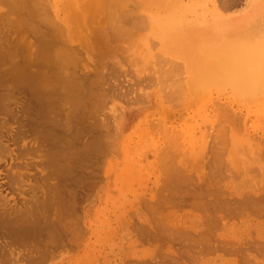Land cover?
<instances>
[{"label":"rangeland","instance_id":"obj_1","mask_svg":"<svg viewBox=\"0 0 264 264\" xmlns=\"http://www.w3.org/2000/svg\"><path fill=\"white\" fill-rule=\"evenodd\" d=\"M225 1L0 0V264H264V88L193 92L150 34Z\"/></svg>","mask_w":264,"mask_h":264},{"label":"bare ground","instance_id":"obj_2","mask_svg":"<svg viewBox=\"0 0 264 264\" xmlns=\"http://www.w3.org/2000/svg\"><path fill=\"white\" fill-rule=\"evenodd\" d=\"M77 2H78V0H63V3H65L67 5V8H69L67 10L68 12H72V10L77 6V4H76ZM224 2H226V1L224 0ZM244 5H246L245 10L234 13V14H222L217 9V7H215L217 5H215L212 8H210L209 10H207V8H206V9H203V11H201L199 14L194 15L192 17L193 19L190 20L189 23H185V19H186L185 17L181 16V18L178 19L175 17V15L173 13L172 14H169V13L166 14L167 12H165V15H161L159 17H156L154 15H150V14L148 15L150 34H152V36H154L155 38L158 39L159 44L161 45V48L164 51L171 52L174 57L181 60V62L183 63V66L185 68V71L189 74L190 81L188 83V88L191 91L196 92L200 89H203L205 86H213V85L221 86V85H223V86H227V87L231 88L233 91H235L236 93H238L240 95H245L248 97H256V96L262 94V91L264 88V83L262 80L263 76H264V69H263V66H264V0H245ZM223 7H227V5H223ZM191 12H193V11H191ZM64 35H66V34H64ZM64 37L65 36H63V38ZM1 46H0V48H1ZM59 52H61V51H59ZM134 116H136V112L130 111L128 113L127 120H125L126 123L123 122L124 124L122 127H125L126 124L129 123ZM231 118H232V116H231ZM211 119H212V117H211ZM237 119H239L238 121L241 122V120H240L241 118H237ZM236 120H234V121H236ZM139 121L140 120H138V122ZM136 124H135V126H136ZM229 124H230V122H228V126H229ZM234 124H236V123H234ZM131 126H132V124H131ZM232 127H233V124H232ZM238 127H240V126H238ZM220 128L221 127L219 126V129H218L219 131H220ZM221 130H222V128H221ZM213 136L216 137L217 134H216V136L213 134L212 137L210 135V137H211L210 140H212ZM173 137H172V139H173ZM166 138H167V136H166ZM216 138L218 139L221 137H216ZM111 139H112V137H111ZM214 140L216 141V139H214ZM241 140L243 141L242 138H241ZM204 141L206 143L205 139H204ZM219 141H220V139H219ZM235 141H237V140H235ZM173 142H174V140H173ZM194 143H195V139H194ZM221 143H222V140H221ZM240 144H242L241 141H240ZM217 145L220 146V143ZM221 145H225V143H223ZM166 146L168 148V145H166ZM195 146L198 147L197 145H195ZM243 146L245 147L247 145H243ZM248 146H249V148H251L250 145H248ZM209 147H210V149L213 148L211 145ZM222 147L223 146H221V148ZM226 147L227 146H225V149H226ZM221 148H218V150H215V149H217V148H215L214 150L217 152ZM225 149H224V151H225ZM219 152H221V151H219ZM191 153L194 154L195 151L191 152ZM197 154H198V152H197ZM244 154L246 155L245 152H244ZM207 155L209 156V154H207ZM194 156L198 157L196 155H194ZM222 157L225 158V156H222ZM230 161H231V159H230ZM177 171L178 170H176V172ZM176 176L179 177L181 175H176ZM174 177H175V174H174ZM169 178H170V176H169ZM168 184H170V183H168ZM162 191L163 190H161V192ZM155 199L157 200V198H155ZM6 214H5V217H6ZM68 226H69V224H68ZM78 241H81V240H78ZM77 247L80 248V245Z\"/></svg>","mask_w":264,"mask_h":264}]
</instances>
